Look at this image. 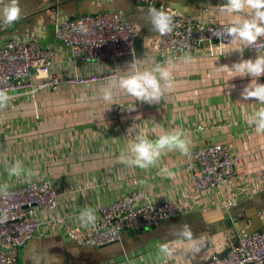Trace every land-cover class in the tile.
<instances>
[{"label":"crops","instance_id":"0c3cea01","mask_svg":"<svg viewBox=\"0 0 264 264\" xmlns=\"http://www.w3.org/2000/svg\"><path fill=\"white\" fill-rule=\"evenodd\" d=\"M225 2L158 0L166 9L192 16L202 24L229 23L231 17L219 11ZM19 4L22 15L18 21L7 26L0 21V43L39 34L44 46L57 49L51 71L58 75L112 73V77H118L134 59L141 67L157 61L159 33L152 31L145 20L151 5L135 0H19ZM104 9L121 10L139 27L134 56L63 63L66 52L55 40L56 23ZM230 39L213 44L212 55L207 54L205 46L190 52V64L176 60L175 87L158 104L136 101L135 109L129 110L133 99L118 91L116 103L110 106L99 91L110 77L83 85L61 84L56 91L40 90L30 99L21 98L0 108V176L21 180L40 174L57 185L95 183L98 191L77 192L61 204L77 215L76 220L85 208L93 209L121 196L129 182L134 184L132 188L146 190L152 203L178 198L183 205L179 216L161 220L147 230L132 233L125 229L119 241L102 246L81 245L58 230H49L20 248L16 264H198L211 254H225L238 235L264 227V133H257L244 119L264 105L241 97L250 77L230 78L234 73L225 70L241 59H255L262 53L249 47L241 53L237 48L243 43ZM258 82L262 83V76ZM175 128L186 131L189 149L217 143L231 147L236 157V176L224 186V195L232 199L230 205H215L213 201L221 197L219 194L204 201L187 197L185 156L178 151L168 152L156 167L148 169L130 168L119 162V153L137 133L154 139ZM17 160L23 163L24 174L10 177L7 169ZM51 163L57 164L52 176ZM164 169L173 175L168 176ZM182 224L191 225L194 238L204 241L199 252H185L186 243L176 241L175 230ZM166 240L175 242L177 248L167 259L158 254L159 244Z\"/></svg>","mask_w":264,"mask_h":264},{"label":"built area","instance_id":"2783aa9c","mask_svg":"<svg viewBox=\"0 0 264 264\" xmlns=\"http://www.w3.org/2000/svg\"><path fill=\"white\" fill-rule=\"evenodd\" d=\"M140 4L163 8L173 15L175 28L171 34L156 41L157 61L162 62L190 53L205 46L212 55V46L223 41L213 35V30L228 23L202 24L192 16L172 12L158 0H135ZM81 25L87 31H81ZM139 27L129 21L121 10L104 9L62 19L54 28L55 40L66 52L63 63L104 61L124 56H134ZM264 55V37L254 47ZM57 49L44 46L39 34L12 37L0 43V89H7L12 104L18 99H30L40 90L56 91L61 84L83 85L112 77V73L58 75L52 72ZM264 83V76H262ZM185 156V155H184ZM183 169L191 200L214 199L215 205H230L225 196V184L236 176V157L226 143L208 144L190 149L185 156ZM10 185L9 195L0 196V217L7 212V219L0 222V264H16L20 248L38 234L58 230L81 245L102 246L119 241L122 231L141 230L155 226L159 221L179 216L183 212L180 200L168 199L159 203L149 201L146 190L132 188L111 201L93 207L97 220L94 226L84 227L77 215L65 210L61 204L77 192L91 194L98 191L93 183L57 185L45 175L10 180L0 176V184ZM222 198V200H220ZM212 203V200H211ZM198 264H264V227L237 236L225 254H211Z\"/></svg>","mask_w":264,"mask_h":264},{"label":"clouds","instance_id":"9594fccd","mask_svg":"<svg viewBox=\"0 0 264 264\" xmlns=\"http://www.w3.org/2000/svg\"><path fill=\"white\" fill-rule=\"evenodd\" d=\"M219 11L228 14L231 19L227 25L213 30V35L223 41L224 37H230V41H240L243 46L237 48L243 52L244 47H254L261 37H264V0H226L220 5ZM22 9L19 0H0V21L4 25H11L21 18ZM146 22L151 26V30L161 36L171 34L175 28L173 15L163 8L151 6L146 10ZM81 31L86 32L87 28L81 25ZM179 60L184 64H190L193 57L185 52L179 57H169L162 62H156L150 67H141L137 59L128 64V70L118 76L112 77L109 83L100 88L101 99L109 104L116 103L114 97L116 93L123 92L133 99V104L129 110H134L135 102L147 104H158L165 94L175 87L173 66ZM225 70H231L235 76L250 77V82L246 84L240 95L244 100H254L260 105H264V83L258 82V78L264 76V55L258 54L255 59H241ZM229 78V79H230ZM7 89H0V108L8 105L12 97ZM245 122L255 128L257 133H264V106L259 107L250 114L244 116ZM189 144L187 133L182 128H175L164 131L154 139L143 133H137L133 139L127 143L126 149L119 153V162L130 168L148 169L156 167L163 155L168 152L178 151L182 155L189 154ZM23 163L15 161L7 172L10 177H20L24 174ZM168 176L173 173L164 169ZM31 175V173H28ZM10 185L0 184V196L9 195ZM7 219L5 211L0 217V222ZM79 220L84 227L94 226L97 220L95 210L85 208L79 214ZM176 241L186 243L185 252H199L204 246V241L194 238L191 225L182 224L175 230ZM177 248L175 242L164 241L158 246L159 256L167 259L174 256Z\"/></svg>","mask_w":264,"mask_h":264},{"label":"trees","instance_id":"16d2710c","mask_svg":"<svg viewBox=\"0 0 264 264\" xmlns=\"http://www.w3.org/2000/svg\"><path fill=\"white\" fill-rule=\"evenodd\" d=\"M24 102H25V100H24ZM26 102H27V100H26ZM57 164H55V163H51L50 165H49V172H50V175L52 176V174H55V170L57 169ZM51 180V179H50ZM52 181V180H51Z\"/></svg>","mask_w":264,"mask_h":264},{"label":"water","instance_id":"95a60500","mask_svg":"<svg viewBox=\"0 0 264 264\" xmlns=\"http://www.w3.org/2000/svg\"><path fill=\"white\" fill-rule=\"evenodd\" d=\"M143 229H146V230H147L148 227H145V228H143ZM143 229H142V230H143ZM130 231H131L132 233H134V232H138L139 230H130Z\"/></svg>","mask_w":264,"mask_h":264}]
</instances>
